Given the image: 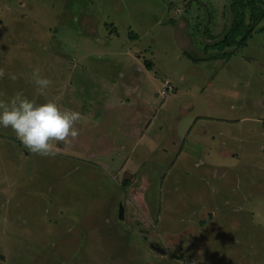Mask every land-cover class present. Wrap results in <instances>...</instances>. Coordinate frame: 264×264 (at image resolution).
<instances>
[{
    "label": "rangeland",
    "instance_id": "1",
    "mask_svg": "<svg viewBox=\"0 0 264 264\" xmlns=\"http://www.w3.org/2000/svg\"><path fill=\"white\" fill-rule=\"evenodd\" d=\"M201 1L0 0V92L99 109L123 94L110 86L119 74L140 65L141 95L161 108L149 137L170 147L141 155L138 167V154H86L73 141L52 142L58 155L41 156L0 126V264H264V29L213 58L223 51L205 50L207 35L224 32L227 3ZM34 68L53 81L43 95ZM165 80L175 88L164 95ZM229 114L237 121L204 117ZM81 131L77 141H98ZM219 131L230 135H204ZM233 137L240 155H219ZM197 138L213 143L207 164Z\"/></svg>",
    "mask_w": 264,
    "mask_h": 264
},
{
    "label": "crops",
    "instance_id": "2",
    "mask_svg": "<svg viewBox=\"0 0 264 264\" xmlns=\"http://www.w3.org/2000/svg\"><path fill=\"white\" fill-rule=\"evenodd\" d=\"M203 2V1H202ZM204 3V2H203ZM202 7H204L201 4ZM205 12V11H204ZM206 14V13H205ZM208 43H210V40L207 39ZM213 44V43H212ZM152 67L153 68V62ZM139 66V70H135L136 72L132 75H129L128 78H125L124 80H121V78H124V73L119 74L118 81L115 80L113 84H110L112 89L115 90L118 85H121V90H123V94H120L117 98H106L102 100L99 104V109H97V105L95 103L90 101V105L86 107L85 105L79 106L78 104H70V107L64 104H60L62 107L67 106L71 109H75L81 113V119L83 122V126L80 127V124H76V127L79 129V127L82 129H79L81 133L84 135V140H93L98 139L97 142H85L82 143L80 141H73L71 145H73V148H78L79 146L84 145L83 151H85L86 154L91 151H96V154H105L109 151H115L122 149L121 152L123 154H130L131 157L134 158L136 154L139 155V157L134 158V163L141 165L142 161L140 159V156H144L146 159V156H148L151 152L153 153V149H159L163 153L167 154L170 150V147H166V145L163 143V145H160L164 139H160V134H158V137H152V139L149 137L148 134L150 131V128H152V122L154 118H156L157 114H160V107L155 106L154 100H150L148 98H145L141 95V92L143 89L139 90V86L144 87L145 79L143 78L144 74H141V71H143L142 66ZM144 68L147 69L144 65ZM142 69V70H141ZM149 69V70H151ZM137 73H139V77L137 79ZM142 76V77H141ZM136 77V78H135ZM135 78V79H134ZM149 83V82H148ZM175 88V87H174ZM131 91L132 93L129 94L128 92ZM137 92V93H136ZM135 93V94H133ZM138 96V97H137ZM99 103V102H98ZM162 107V105H160ZM230 107H235L236 109L245 108V104L242 105H229ZM169 113L166 114V112H163V119L168 116ZM264 116V115H261ZM200 117V116H199ZM203 117V116H202ZM207 120L213 121V122H225L229 123L231 121H237L236 119L230 118L229 116H224L223 118L220 117H213L211 115L204 116ZM96 118L100 119L98 124V121H96ZM250 117H247L245 115H242L238 118L240 122H245L246 119H249ZM204 119V118H203ZM239 122V121H238ZM98 131V135L93 134L94 131ZM202 132V131H201ZM204 132V130H203ZM89 134V135H88ZM200 134V131L199 133ZM152 135V134H151ZM205 137H211L212 140L216 142V137L219 135H227L230 134L224 133L222 131L219 132H210L209 134H204ZM88 136V137H87ZM216 136V137H215ZM79 137V136H78ZM177 137V140L175 142L171 141V144L174 145L175 150L178 153L182 152L181 140ZM152 140V142H151ZM213 141V142H214ZM197 149L199 152V161L203 162L204 164H207L208 161L205 160V156H209L210 153L214 150L213 149V143L212 146L206 145L204 146V143L201 145L200 141L197 138ZM236 140L233 137L232 143L226 147L220 150V146L218 147V154L221 156L227 155L229 157H238L240 155V151H238L240 148L241 150L243 147V143L239 142V144H235ZM64 145V144H62ZM59 145L58 147L62 146ZM163 146V147H160ZM160 147V148H159ZM94 149V150H92ZM244 153V152H243ZM242 153V154H243ZM92 154V153H90ZM144 158L142 159L144 161ZM124 167V163L121 164V167ZM211 170L215 167L212 165ZM219 166H216L213 171H216ZM226 171H229V168L227 166H223ZM125 168V167H124ZM125 174L131 173L130 169L126 168ZM132 174V173H131ZM216 177H219L216 176Z\"/></svg>",
    "mask_w": 264,
    "mask_h": 264
},
{
    "label": "clouds",
    "instance_id": "3",
    "mask_svg": "<svg viewBox=\"0 0 264 264\" xmlns=\"http://www.w3.org/2000/svg\"><path fill=\"white\" fill-rule=\"evenodd\" d=\"M4 75V69L0 68V78ZM8 76L12 81L18 78L15 73H8ZM30 80L42 95L53 84L38 68L32 70ZM80 119L79 111L62 107L55 97L37 102L22 91H16L11 96L0 92V126L10 128L34 154L58 155L52 142L67 144L75 141L80 134L76 127Z\"/></svg>",
    "mask_w": 264,
    "mask_h": 264
},
{
    "label": "trees",
    "instance_id": "4",
    "mask_svg": "<svg viewBox=\"0 0 264 264\" xmlns=\"http://www.w3.org/2000/svg\"><path fill=\"white\" fill-rule=\"evenodd\" d=\"M198 2L203 3L201 0H198ZM225 2L227 3L226 11L229 14V23L224 32H221L217 37L208 34L209 38H207L210 43L205 44V50L211 46L223 51L221 55L216 52L212 55L213 58L234 53L246 44L248 38L255 31L264 29V26L258 27L264 19V0H225ZM202 25L203 23H201ZM204 32L208 33L207 28L204 29ZM130 36L135 37L136 34L130 32ZM226 47H232V49L225 52ZM144 64L147 69H151L152 63L150 61L145 60ZM122 183L126 184L128 182L123 180Z\"/></svg>",
    "mask_w": 264,
    "mask_h": 264
},
{
    "label": "built area",
    "instance_id": "5",
    "mask_svg": "<svg viewBox=\"0 0 264 264\" xmlns=\"http://www.w3.org/2000/svg\"><path fill=\"white\" fill-rule=\"evenodd\" d=\"M164 87L161 89V93L162 94H166V93H171V92H173L174 91V88H173V85L171 84V82L170 81H168V80H165L164 81V85H163Z\"/></svg>",
    "mask_w": 264,
    "mask_h": 264
},
{
    "label": "water",
    "instance_id": "6",
    "mask_svg": "<svg viewBox=\"0 0 264 264\" xmlns=\"http://www.w3.org/2000/svg\"><path fill=\"white\" fill-rule=\"evenodd\" d=\"M122 211H123V208L122 207H120V214H121V216H122Z\"/></svg>",
    "mask_w": 264,
    "mask_h": 264
}]
</instances>
